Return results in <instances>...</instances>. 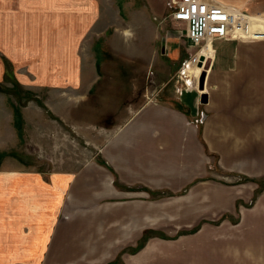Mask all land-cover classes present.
Masks as SVG:
<instances>
[{
  "label": "crops",
  "instance_id": "obj_1",
  "mask_svg": "<svg viewBox=\"0 0 264 264\" xmlns=\"http://www.w3.org/2000/svg\"><path fill=\"white\" fill-rule=\"evenodd\" d=\"M66 1L0 0V80L4 59L38 46L29 6ZM214 1L242 10L247 34L210 38L201 90L180 75L148 93L132 82L114 94L129 101L124 115L104 137L92 134L100 143L78 168L47 171L14 154L7 136L22 140L25 118L20 110L15 124L13 110L8 118L0 107V264H264V22L250 19L264 21V4ZM164 41V55L176 59L178 40ZM75 76L66 100L104 99L98 80L80 92Z\"/></svg>",
  "mask_w": 264,
  "mask_h": 264
},
{
  "label": "rangeland",
  "instance_id": "obj_2",
  "mask_svg": "<svg viewBox=\"0 0 264 264\" xmlns=\"http://www.w3.org/2000/svg\"><path fill=\"white\" fill-rule=\"evenodd\" d=\"M259 4H264V0ZM36 6L39 8L29 6L27 28L40 34L38 46L30 44L34 49L23 59H4V78L0 80V92L7 98L0 102L1 109L7 107L9 118L12 110L14 114V108H18L25 118L22 140L14 131L7 136L5 145L17 156H27L34 162L41 160L47 171L78 168L94 155L100 143V137L92 134L104 137L124 115L121 105L129 101H115L114 94L125 90L126 95L132 82H138L140 94L148 93L180 75L184 82L198 88L206 61L199 60L202 71L192 63L201 45H191L185 36V24L167 17L165 0H67L65 6ZM63 7L67 9L55 15ZM37 12L43 19H33ZM248 15L260 18L264 14ZM171 37L178 40L179 46L178 57L172 61L162 52L163 40ZM74 39L76 44L70 46L68 41ZM175 49L176 45L166 51L173 53ZM74 75L84 83L77 85L80 92L91 80H98L96 87L103 88L104 99L93 102L84 98L72 103L66 100L68 93L74 91V85L69 83ZM91 92H97L95 87ZM17 121L15 117V124ZM38 132L45 134L43 148L37 147ZM150 196L156 199L163 195L160 192Z\"/></svg>",
  "mask_w": 264,
  "mask_h": 264
},
{
  "label": "built area",
  "instance_id": "obj_3",
  "mask_svg": "<svg viewBox=\"0 0 264 264\" xmlns=\"http://www.w3.org/2000/svg\"><path fill=\"white\" fill-rule=\"evenodd\" d=\"M167 17L185 24V36L194 46L207 38H239V8L214 0H165Z\"/></svg>",
  "mask_w": 264,
  "mask_h": 264
},
{
  "label": "bare ground",
  "instance_id": "obj_4",
  "mask_svg": "<svg viewBox=\"0 0 264 264\" xmlns=\"http://www.w3.org/2000/svg\"><path fill=\"white\" fill-rule=\"evenodd\" d=\"M239 22L241 25V28L238 30L239 35H246L247 33V23L245 21V15L243 13L240 12L239 16ZM127 32V31H126ZM127 34V33H126ZM200 50L198 51V53L196 54V59L195 61H193V65H195L199 70H203V67H201L200 65H197V63H199L200 58L203 57L202 59L204 61L201 60V63H204L206 61V58H209L211 52H212V48H211V42H210V38H207V40L203 43V45L200 46Z\"/></svg>",
  "mask_w": 264,
  "mask_h": 264
},
{
  "label": "trees",
  "instance_id": "obj_5",
  "mask_svg": "<svg viewBox=\"0 0 264 264\" xmlns=\"http://www.w3.org/2000/svg\"><path fill=\"white\" fill-rule=\"evenodd\" d=\"M4 91H6V93H9V92L7 91V89H5ZM15 117L18 118L19 121L21 120L20 110H19L18 108H14V118H15ZM98 162H99L101 165L107 166L106 163H105L103 160H101V159H99ZM114 185L117 186V187H123V186L119 183V181H118L117 178H115V180H114ZM150 193H151L152 195L156 196V195H158V193H160V192H156V191H155V192H150ZM144 241H145V240H142L141 243L136 247V249H135L134 251H136L137 249H139L140 247H142V246L144 245Z\"/></svg>",
  "mask_w": 264,
  "mask_h": 264
},
{
  "label": "water",
  "instance_id": "obj_6",
  "mask_svg": "<svg viewBox=\"0 0 264 264\" xmlns=\"http://www.w3.org/2000/svg\"><path fill=\"white\" fill-rule=\"evenodd\" d=\"M162 52H164V47L163 46H162ZM200 59L203 60L202 58H200ZM199 65L201 66L200 63H199ZM203 77H204V73L202 72L200 77L198 78V88L199 89H202ZM200 100H201V102H204L206 100V96L205 95H201L200 96Z\"/></svg>",
  "mask_w": 264,
  "mask_h": 264
}]
</instances>
